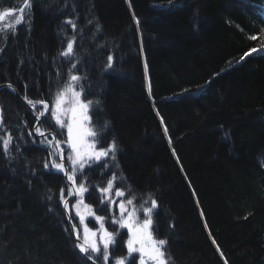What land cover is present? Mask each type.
Masks as SVG:
<instances>
[{"label":"trees","instance_id":"16d2710c","mask_svg":"<svg viewBox=\"0 0 264 264\" xmlns=\"http://www.w3.org/2000/svg\"><path fill=\"white\" fill-rule=\"evenodd\" d=\"M22 4L0 0V9ZM66 19L75 20V32ZM262 27L264 0H32L30 28L17 26L7 40L0 35V83L11 82L21 95L27 84L30 99L51 102L76 63L72 74L94 102L101 145L117 144L119 169L108 159L106 175L95 167L85 172L91 194L84 198L98 215L113 213L100 208L90 185L103 187L122 172L126 180L114 186L126 198L130 185L136 200L149 193L157 200L153 235L168 241L172 264H264V49L240 60L264 43ZM73 35L75 56H58ZM0 105L17 138L14 159L0 152V264H86L65 231L60 189L67 197L68 182L43 168L49 152L28 136L31 111L4 89ZM106 227L121 233L112 255L126 257L127 232L110 221ZM134 257L131 264H139Z\"/></svg>","mask_w":264,"mask_h":264},{"label":"snow or ice","instance_id":"6c2138e0","mask_svg":"<svg viewBox=\"0 0 264 264\" xmlns=\"http://www.w3.org/2000/svg\"><path fill=\"white\" fill-rule=\"evenodd\" d=\"M171 2L172 0H169V3ZM31 3L32 0H23V7L19 8L18 15L17 9L15 8L0 9V22H3L5 18L14 21L13 23H4L3 27L0 28V35H3L5 40H7L9 34H16L17 26L28 25L30 28ZM129 7H131L130 3ZM133 19L138 28L140 20L135 16V13H133ZM64 23L70 25L73 32L77 30L75 20L66 19ZM87 23L91 24L92 20H88ZM96 29L97 31L101 30L98 22L96 23ZM61 30L63 31V29ZM241 31L243 30L241 29ZM261 33H264V27L261 28ZM250 39L255 41L257 40V36L253 35ZM75 42L76 36L73 35L68 39L66 47L58 52L57 55L64 58L74 57ZM262 49H264V43H262L259 48H251L246 51L243 56L240 57V60H244L245 57H249L251 54L257 53ZM3 51L4 49L0 47V53ZM107 61L105 67L111 68L113 57L111 55L108 56ZM20 63H24L23 59H21ZM76 67V63L71 64V67L69 68V79L64 87L58 89L54 94V104L51 110V116L55 120V125H59L61 129L64 127L67 128L68 138L67 141H64L63 143H67L71 149V152L67 157L71 165L70 171L66 169L63 162L64 150L60 148L62 141L57 140L54 133H48L46 135L39 125L34 126L35 134L43 137L40 142L49 146V157H51V159L43 162V168L45 170H55L57 173H63L67 180L72 182V186L68 188V196L79 197L73 207L76 208V215L79 217L80 223L83 224V241L80 242V233L76 224H72L71 229L66 228L65 231L69 232L70 235L75 233L76 240L73 242V247L79 250L81 259L85 260L86 264L87 262H90V264H109L110 259L113 264H126V261L127 264H131L129 257L134 260V253H139V264H172L173 258L166 252L168 241L166 239H157L153 235V211L159 207L157 200L152 197L151 193H149V199L144 200L139 206H136L134 201L137 197L134 195L130 185L127 186V195L130 198L123 199L125 197V191L114 186L115 182L126 180L122 172L119 174L113 172L111 178L105 182V186L103 187H99L97 184L90 185L93 190H97L100 193L101 198L98 201L100 208L105 209L110 205H117L120 213L119 216L114 214L107 218L105 216H98L92 210L91 205L84 202V194L89 193L87 182L90 180L89 176H85V171H91L95 167L99 170L98 174L106 175L107 170H110V164L107 162L108 159L111 160L116 169H119L120 166L116 161L117 144L115 139H113L112 143L108 144L107 147H98V145L102 143L101 132L95 130L94 127H85L86 124L90 123L88 110L90 105L94 102L81 99L83 93L82 87L80 91L75 90V85H77L81 79L79 75L72 74L73 69ZM144 67L145 73L147 74V63H145ZM57 75H60L59 71H57ZM17 78L20 79L19 70L17 71ZM24 88L25 94L22 96V99L26 101L27 105L31 106L32 109H35L37 104H42L45 111L49 109V105L44 100L34 101L28 97L27 84L24 85ZM0 89L19 94L18 90L11 82L0 84ZM95 103L99 104V101H95ZM66 105H70V107H66ZM69 113L70 117L67 121L62 119V117L67 116ZM44 115L45 112L36 113L37 121H39L40 117ZM108 124V121H104V126L101 131L107 129ZM164 131L165 134H167V128H165ZM0 132L5 133V135H0V152H2L3 156L9 160L14 159L15 157L11 154V147L13 141L17 138L12 135L8 126L4 123L3 105H0ZM49 135L52 139H48ZM28 136L33 137V130L28 131ZM18 139H24L23 132L20 133ZM33 142H35V140H33ZM52 149H55V151H52ZM16 150L17 152L20 150L18 144L16 145ZM57 158L60 162H57ZM12 171L15 172V169ZM33 174L35 173L33 172ZM77 175L81 177L79 183H77ZM113 191L115 192V197L121 198L118 202L113 199L111 195ZM47 198L50 201L52 200L51 196H48ZM60 202H63V207L67 210L69 207V201L64 196L63 188L60 189ZM146 204H150V206L145 207L144 205ZM129 208L131 210H129ZM49 211H53V209L50 208ZM137 213H143L144 219L142 222L139 220ZM85 214L95 217V220L99 222L100 225L98 229H90L87 224L84 223ZM108 221H110L112 226L119 225L120 228L127 229L128 240L126 241V257H114L112 255V247L115 246L116 236L121 233L119 231L109 232L104 226ZM213 243H215V241H213ZM221 255H223V253H221ZM8 264H13V261H9ZM225 264H227V262H225Z\"/></svg>","mask_w":264,"mask_h":264},{"label":"rangeland","instance_id":"374dc122","mask_svg":"<svg viewBox=\"0 0 264 264\" xmlns=\"http://www.w3.org/2000/svg\"><path fill=\"white\" fill-rule=\"evenodd\" d=\"M65 77H66V79L60 84V87L56 88L54 94L56 93V91H57L58 89L63 88L64 85H65V83L68 81L69 78H68V76H67L66 74H65ZM75 90H76V91H80V90H81V87L75 85ZM83 93H84V90H83ZM83 93H82L81 99L86 100V99H84V97H83ZM53 104H54V97L52 98V101L49 102L50 112L48 113V115H46V116L43 118V120H41L43 116L40 117L39 121H37V119H36V113L44 112V111H45L44 107L42 106L43 109L40 108V109H37L36 111H33V110L30 109L31 112H32V114H33L34 117H35V123H34V125H33V130H34V126H36V125H39V126L41 127V130L44 131V132H45V131H48V130H55V131H57V132L60 133V131L63 130V131H64V135H65V141H67V138H68L67 128L64 127V129H61L59 125H55V120H54V118L51 116V110H52ZM66 107H70V105H66ZM88 115H89V117H90V107H89V110H88ZM69 117H70V113H69L67 116L62 117V119H65V121H67V120L69 119ZM159 117H160V115H159ZM160 119H161V117H160ZM161 120H162V119H161ZM163 125H164V124H163ZM85 127H92V124H91V117H90V123L86 124ZM165 128H166V127H165V125H164V129H165ZM64 135H62V136H64ZM33 137H35V139H36L37 141H39L40 144H44V145H46V146L48 147V148H47V150H48L47 153H48V152H49V146H48L47 144H45V143H41V142H40V141L43 139V137H40V136L36 135L35 132L33 133ZM166 138H167L168 142L171 141L170 136H169L168 133L166 134ZM48 139H52V138H51L50 136H48ZM170 143H171V142H170ZM170 143H169V145H170ZM98 147H101V146L98 145ZM60 148H66V150H67V151H66V161H67V164H68V166H69V171H70V170H71V165H70V162L68 161L67 157H68L69 153L71 152V149H70V147H69V145H68L67 143H65V147H64V143H63V142L61 143ZM52 151H55V149H52ZM48 155H49V154H48ZM57 162H60V161L58 160V158H57ZM80 179H81V178L79 177V175H77V183H79L78 180H80ZM68 185H69V184H68ZM69 187H70V185H69ZM67 194H68V192H67ZM67 196H68V195H67ZM77 197H78V196H77ZM77 197L72 199V202H71V211H72V218H73V214L76 216V219H73V221H74L75 224L77 225V229L79 230V232H80V236H81V234L83 235V224L80 223L79 217L76 215V208L73 207V205H75L76 201L79 199V198H77ZM113 199L117 200V202H118L121 198L115 197V198H113ZM123 199H127V198H126V194H125V197H124ZM143 201H144V200H142V201H138V200H136V201H134V204H135L136 206H139ZM84 202H85L86 204L90 205V204L87 202V200H85V198H84ZM144 206H145V207H148V206H150V205L146 204V205H144ZM91 207H92V210L95 212V214L98 215V213L96 212V211H97L96 207H94V206H92V205H91ZM110 209H111V211H112V213H113L114 215H116V216H119V215H120V213H119V208H118L117 205H110ZM129 210H131V209L129 208ZM155 211H156V209L153 211V213H154ZM98 216H99V215H98ZM137 216H138L139 220L142 222L143 219H144V215H143V213H137ZM84 223L87 224V226H88L90 229H93V230L98 229L99 226H100V225H99V222H97V221L95 220V217H94V216L87 215V214H85V220H84ZM104 226L106 227V223H105ZM116 226H118L117 228H119V229L124 230V231L127 232V229H126V228H120L119 225H115V227H116ZM106 228H107V227H106ZM107 229H108V228H107ZM108 231L110 232L111 230L108 229ZM81 238L83 239V236H81ZM97 239H98V237H97ZM127 240H128V236H127L126 241H127ZM134 255H136V256L138 257V260H139V253H134L133 256H134Z\"/></svg>","mask_w":264,"mask_h":264},{"label":"water","instance_id":"95a60500","mask_svg":"<svg viewBox=\"0 0 264 264\" xmlns=\"http://www.w3.org/2000/svg\"><path fill=\"white\" fill-rule=\"evenodd\" d=\"M148 82H150V77H149V75H148ZM6 83H8V82H3V83H1V84H6ZM14 85V84H13ZM15 86V85H14ZM16 87V86H15ZM16 89L18 90V88L16 87ZM2 89H0V91H1ZM18 93L19 94H17V93H15L16 95H18L20 98H21V100L23 101V102H25L26 103V101H24L23 99H22V96L23 95H21L20 94V92H19V90H18ZM27 104V103H26ZM29 106V105H28ZM30 108H31V106H29ZM32 109V108H31ZM32 110H34V111H36L35 109H32ZM48 133H54L55 135H56V133L55 132H52V131H48V132H45V134L47 135ZM56 139H57V135H56ZM64 164H65V167H66V169L67 170H69V167H68V165H67V163H66V160H65V157H64ZM64 175V174H63ZM65 177V176H64ZM66 178V177H65ZM66 180H67V178H66ZM67 182H68V184L70 185V187L72 186V182L71 181H68L67 180ZM74 197H76V196H68L67 197V199H68V201H69V207H68V209L66 210L64 207H63V209H64V211H65V213H66V217H67V220H68V222H69V225H70V229H71V226H72V224H75V222L73 221V218H72V211H71V200L74 198ZM70 217H71V219H70ZM80 233V232H79ZM72 237H73V239H74V241L76 240V235H75V233H72ZM83 241V239L81 238V236H80V242H82ZM90 263V262H89Z\"/></svg>","mask_w":264,"mask_h":264},{"label":"flooded vegetation","instance_id":"af4514ba","mask_svg":"<svg viewBox=\"0 0 264 264\" xmlns=\"http://www.w3.org/2000/svg\"><path fill=\"white\" fill-rule=\"evenodd\" d=\"M48 103V102H47ZM40 105H42V104H38V106H40ZM49 131V130H48ZM50 136V135H49ZM51 137V136H50ZM52 138V137H51ZM62 142H64L63 141V139L61 140ZM64 147H65V143H64ZM63 150H64V152L63 153H65V156H66V148H62ZM59 160V159H58ZM81 178V177H80ZM79 181V180H78Z\"/></svg>","mask_w":264,"mask_h":264}]
</instances>
